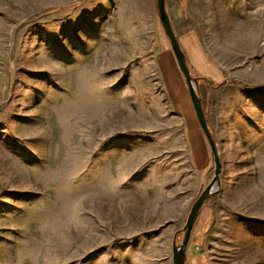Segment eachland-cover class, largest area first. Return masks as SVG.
Masks as SVG:
<instances>
[{"label": "rangeland", "instance_id": "obj_1", "mask_svg": "<svg viewBox=\"0 0 264 264\" xmlns=\"http://www.w3.org/2000/svg\"><path fill=\"white\" fill-rule=\"evenodd\" d=\"M105 1L0 0V264H173L213 174L158 17ZM260 62L187 63L221 170L185 264H264Z\"/></svg>", "mask_w": 264, "mask_h": 264}, {"label": "crops", "instance_id": "obj_2", "mask_svg": "<svg viewBox=\"0 0 264 264\" xmlns=\"http://www.w3.org/2000/svg\"><path fill=\"white\" fill-rule=\"evenodd\" d=\"M105 2L99 0L100 9L106 6ZM115 2L123 4V8L145 10L149 18L158 17L156 0ZM164 3L187 63L197 67L201 75L218 81L222 78L219 65L235 67L259 57L256 74L259 80H264V0H164Z\"/></svg>", "mask_w": 264, "mask_h": 264}, {"label": "water", "instance_id": "obj_3", "mask_svg": "<svg viewBox=\"0 0 264 264\" xmlns=\"http://www.w3.org/2000/svg\"><path fill=\"white\" fill-rule=\"evenodd\" d=\"M156 9H157V14H158L160 24L169 41L176 64L178 66V69L185 81V84L188 90L189 99H190L194 114L196 116L198 125L208 143V147H209L210 155L212 159V164H213V169H214L211 179L206 184V186L200 191L196 199L191 204V207L188 211L185 223L182 227L183 236H182L181 242L179 244H173L172 246V263L173 264H185V260H184L185 248L188 242V238H189L192 226L198 215V212L201 206L203 205V203L209 197V195H211L212 193L216 192L219 189V175H220V170H221V164H220L216 142L207 124L204 111H203V107H202V103H201V99L197 92L196 78L192 76V74L190 73L185 54L183 50L181 49L177 36L171 25L170 19L166 13L164 0H156Z\"/></svg>", "mask_w": 264, "mask_h": 264}]
</instances>
